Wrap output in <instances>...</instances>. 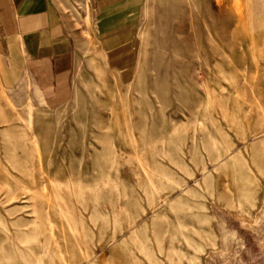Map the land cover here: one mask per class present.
I'll return each instance as SVG.
<instances>
[{"label":"rangeland","instance_id":"rangeland-1","mask_svg":"<svg viewBox=\"0 0 264 264\" xmlns=\"http://www.w3.org/2000/svg\"><path fill=\"white\" fill-rule=\"evenodd\" d=\"M135 17L114 67L0 87V264H264V0Z\"/></svg>","mask_w":264,"mask_h":264},{"label":"crops","instance_id":"crops-1","mask_svg":"<svg viewBox=\"0 0 264 264\" xmlns=\"http://www.w3.org/2000/svg\"><path fill=\"white\" fill-rule=\"evenodd\" d=\"M87 3L91 27L79 24L74 11ZM143 0H0V87L24 80L56 94L68 87L77 63L76 42H97L106 62L115 66L114 50L133 38ZM88 37V38H87ZM126 58L127 71L133 55Z\"/></svg>","mask_w":264,"mask_h":264}]
</instances>
